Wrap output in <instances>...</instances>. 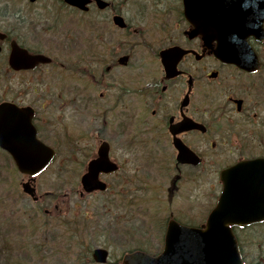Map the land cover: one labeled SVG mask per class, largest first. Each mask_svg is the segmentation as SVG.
<instances>
[{
  "label": "flooded vegetation",
  "instance_id": "af4514ba",
  "mask_svg": "<svg viewBox=\"0 0 264 264\" xmlns=\"http://www.w3.org/2000/svg\"><path fill=\"white\" fill-rule=\"evenodd\" d=\"M184 6L0 0V118L55 150L66 191L56 212L84 213L67 228L83 253L107 250L104 264L160 254L166 241L178 255L208 250L204 264H235L233 253L264 264V42L253 44L255 71L221 61L214 41L191 34ZM90 181L105 189L87 192ZM224 189L229 231L212 232L208 249L178 231L166 240L171 222L202 227Z\"/></svg>",
  "mask_w": 264,
  "mask_h": 264
},
{
  "label": "water",
  "instance_id": "95a60500",
  "mask_svg": "<svg viewBox=\"0 0 264 264\" xmlns=\"http://www.w3.org/2000/svg\"><path fill=\"white\" fill-rule=\"evenodd\" d=\"M70 2H83V0H69ZM188 3L190 0H186ZM224 12H229L225 16L226 25L232 27L231 39L233 42H227L225 37H221L222 43L220 44L217 52L220 56L228 59L234 60L241 66L248 68H254L256 64L255 55L250 48H246L247 53L241 52L238 47V39L244 40V34L240 32L248 33L247 26H244L239 30L241 24H246L250 22L254 28L251 30L253 33L260 31L262 33V21L264 19V0H235L233 4L226 6ZM218 15L215 13V16ZM237 33V34H236ZM236 35V36H235ZM243 37V38H242ZM226 41V42H225ZM255 62V64H254ZM0 146L5 148L11 154L14 163L19 171L27 174H35L39 172L52 158V151L46 146L40 144L39 142H15V141H5L0 139ZM103 187V186H102ZM101 187V188H102ZM23 191L30 196H34V188L30 186L29 182L22 184ZM36 199V197H33ZM222 204V202H221ZM213 225L210 224V220L206 225L204 232L209 233L214 231ZM94 257L97 261L102 262L105 258V252L101 249H97L94 252ZM130 261L126 264L134 262L135 264H169L166 263V258L158 256L156 258H149L141 254H136L129 258Z\"/></svg>",
  "mask_w": 264,
  "mask_h": 264
},
{
  "label": "rangeland",
  "instance_id": "374dc122",
  "mask_svg": "<svg viewBox=\"0 0 264 264\" xmlns=\"http://www.w3.org/2000/svg\"><path fill=\"white\" fill-rule=\"evenodd\" d=\"M37 179L39 185V193H44L45 191H53L55 197H58L59 195L64 193L63 190H58L57 188V184L61 181L60 177L56 176L50 170L45 171L43 174L38 176ZM20 181L21 176L16 171L12 170L10 164L5 160L3 156L0 155V199H2L0 203V216L3 220H7V216L9 217L11 226H14V229L12 230V233H14V235L9 234L8 236L13 238L14 241L18 242L25 236H28V234L32 233L35 228H37V231L33 233L35 237L40 235L43 230L40 221L32 226L26 225V227L21 232H18L15 229L19 221H26V216H29L27 210H23L25 207L27 209L37 208V205H33L29 201L30 199L27 196L25 197L24 195H20ZM29 204H31V206ZM38 206L43 209L49 207L50 205H48L47 202H43L42 204H38ZM15 215H17L19 218H10V216ZM1 217L0 234H4L6 230L5 228L9 226V223H7L6 227L3 228L1 225ZM108 220H110V218H102L103 223ZM64 230L65 232L59 229H57L56 231L57 236L59 237L58 239L62 242L59 250L57 252H54L52 256H47L39 259L35 264H85L87 262V258L84 254H76L79 245L74 244L73 241L69 239V237L73 238L72 234H68V232H70V229L67 228ZM81 234H84L81 236V238H86L85 233ZM143 241L146 242L145 239ZM2 242L3 239H0V244H2ZM142 245H147L149 249H153L154 247H156V243L153 241H151L150 244L142 243ZM13 246H15V244H13ZM26 247H31V245L26 244ZM111 247L114 250L115 246L111 245ZM66 248H70L72 250V253L74 252L75 255L71 256Z\"/></svg>",
  "mask_w": 264,
  "mask_h": 264
},
{
  "label": "trees",
  "instance_id": "16d2710c",
  "mask_svg": "<svg viewBox=\"0 0 264 264\" xmlns=\"http://www.w3.org/2000/svg\"><path fill=\"white\" fill-rule=\"evenodd\" d=\"M1 201L2 199H0V203ZM1 220V225L5 228L9 221L3 220L2 217ZM5 229V233L0 234V239H3L2 244H0V264H35L43 257L52 256L54 249L59 247L57 246V244H59V237L57 235H54V240L47 238V234H44L41 239L36 238L35 240L30 234H28V236H25L18 242L8 236L9 234L14 235L11 227L7 226ZM44 229L49 232L48 227H45ZM13 244H15V246H13ZM26 244L31 245V247H26ZM31 257L32 259L36 258V262L28 263L27 259Z\"/></svg>",
  "mask_w": 264,
  "mask_h": 264
}]
</instances>
